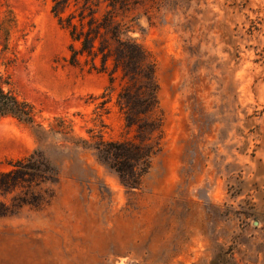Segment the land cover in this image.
I'll use <instances>...</instances> for the list:
<instances>
[{
	"label": "rangeland",
	"instance_id": "1",
	"mask_svg": "<svg viewBox=\"0 0 264 264\" xmlns=\"http://www.w3.org/2000/svg\"><path fill=\"white\" fill-rule=\"evenodd\" d=\"M69 2L148 52L161 147L126 189L94 149L148 143L124 125L119 80L98 118L107 76L68 64L51 0H0L17 21L12 90L55 131L39 144L0 119V264H264V0ZM34 151L49 171L10 173Z\"/></svg>",
	"mask_w": 264,
	"mask_h": 264
},
{
	"label": "trees",
	"instance_id": "2",
	"mask_svg": "<svg viewBox=\"0 0 264 264\" xmlns=\"http://www.w3.org/2000/svg\"><path fill=\"white\" fill-rule=\"evenodd\" d=\"M51 2V14L70 38L68 64L107 76L108 85L99 96L101 102L95 107L94 113L98 111V118L108 113L107 104L115 90L114 83L119 80L115 105L124 125L127 129H134L138 142H148L140 145L130 141H114L94 147L126 189H138L140 178L149 169L150 160L160 150L163 139V115L157 99L154 64L148 52L129 36L131 30L125 23L117 22L110 26L109 15L97 20L92 10H88L87 14L76 15V12H71L65 15L69 0ZM16 29L17 21L12 11L6 9L0 12V119L12 118L29 126L40 144L46 136L55 134V131L53 126L47 130L37 122L33 108L20 100L12 90L9 69L16 60V45L11 44ZM81 142L87 143L84 140ZM39 158L40 153L34 151L26 165L10 173L49 171L39 164ZM8 189L6 184L0 182V193ZM232 264L238 263L232 261Z\"/></svg>",
	"mask_w": 264,
	"mask_h": 264
}]
</instances>
